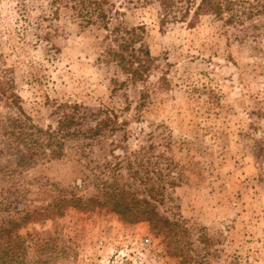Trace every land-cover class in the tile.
<instances>
[{"label": "rangeland", "instance_id": "374dc122", "mask_svg": "<svg viewBox=\"0 0 264 264\" xmlns=\"http://www.w3.org/2000/svg\"><path fill=\"white\" fill-rule=\"evenodd\" d=\"M112 1L115 17L144 27L152 64L143 82L107 63V32L82 27L69 8L52 17L48 0H0V79L8 71L34 125L54 128L57 106L76 103L87 115L81 129L104 116L118 127L68 139L59 159L16 167L30 191L19 206L99 198L101 181L114 180L149 199L174 231L156 235L104 208H67L20 228L31 248L22 264H264V12L244 16L264 0H230L239 17L231 24L203 16L190 26H161L156 3ZM35 20L49 41L37 38ZM14 154L6 150L0 164L17 163Z\"/></svg>", "mask_w": 264, "mask_h": 264}, {"label": "trees", "instance_id": "16d2710c", "mask_svg": "<svg viewBox=\"0 0 264 264\" xmlns=\"http://www.w3.org/2000/svg\"><path fill=\"white\" fill-rule=\"evenodd\" d=\"M129 3L132 4L131 1L126 2ZM152 3L157 4L161 26L170 22H187L190 26L203 16L211 17L215 21L224 20L225 24H231L239 18L231 11L233 4L230 0H136L135 6L143 7ZM56 4L58 5L55 6ZM59 6L75 12L82 27L97 25L104 29L113 43L106 53V62H114L131 84L145 81L152 58L143 42L142 24L128 27L115 17L122 13L112 0H48L46 3V9L54 8L52 17L58 16ZM191 12L192 16L188 19ZM263 12L264 2L258 1L255 5L249 4L244 16L250 19L253 15ZM45 13L46 11H43V14ZM34 24L37 38L49 41V33L40 30L42 27H39L40 23L37 20ZM40 31L42 33H39ZM3 72L0 79V104L4 105L8 113L5 116L0 115V158L6 150H12L15 152L17 163L5 166L0 164V264H22L26 249L31 248L24 244L18 231L27 222L63 216L67 208L81 211L104 208L125 223H148L150 230L156 235L167 236L174 231V224L160 217L149 199L139 197L137 192L119 185L114 180L101 181L98 185L99 198L83 199L75 195L51 196V201L40 207L34 205L32 200L28 205L20 207L21 200L27 198L30 191L16 178V175L23 174L22 171L18 172L16 167L27 168L41 156L43 158L48 155L51 159H59L63 156L65 142L68 139L79 137L93 139L101 136L105 130L114 132L118 127H115L116 122L109 116H104L94 127L83 130L81 128L87 115L79 113L80 106L76 103H63L57 106L58 110L63 111L56 126L46 130L40 129L24 111L22 100L15 91L14 80L9 77L8 71ZM144 96L142 95L141 99ZM141 150L142 155L147 153L146 150ZM176 184L175 181L169 183L172 187L177 186ZM27 185L36 186L32 182ZM152 189L153 191H148L150 199L155 197H153L155 189L153 187Z\"/></svg>", "mask_w": 264, "mask_h": 264}]
</instances>
